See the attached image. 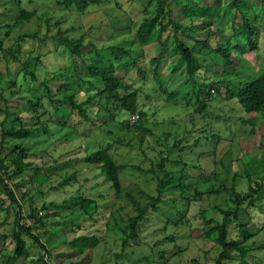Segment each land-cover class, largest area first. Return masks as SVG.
Listing matches in <instances>:
<instances>
[{"label": "rangeland", "instance_id": "obj_1", "mask_svg": "<svg viewBox=\"0 0 264 264\" xmlns=\"http://www.w3.org/2000/svg\"><path fill=\"white\" fill-rule=\"evenodd\" d=\"M160 2L164 3L165 12L170 0H101L84 10L75 6L66 8L58 0H0V149H3L0 155L9 164L10 171H15L18 152L24 149L28 154L21 166L25 172L10 182L20 201L22 214L29 213L30 204L37 209L38 215L57 213L54 217H44L45 225L38 230L40 241L49 251V256L43 260L51 264H192L193 260L197 264H215L214 258L220 248L216 234L209 229L223 221V212L232 213L236 209L235 197L227 191L232 187L244 198L239 204L237 222L254 232L253 237L243 243L249 250L245 261L264 264V196L258 206L248 208V202L254 196L245 175L246 172L264 179V113L253 118L233 104L229 96L216 98L220 93L215 90L212 93L215 100L203 96L208 104V116L202 118V109L194 105L197 94L189 100L186 96L177 99L171 96L188 80L185 63L174 52L173 37L169 32L165 34L166 49L156 44L142 46L136 39L135 25L155 15ZM207 2L213 6V0ZM240 2L241 10L254 20L252 39L258 45L255 50L244 48L241 55L238 50L230 51L231 69L234 70L229 76L239 75L241 81L254 78L261 68L264 69V5L256 0ZM174 9L176 16H180L179 9ZM227 19L239 25L242 16L237 10H229ZM215 21L212 16L195 19L194 28L200 32V38L210 36V40L215 41L219 29ZM59 37L82 40L84 51L90 48L88 42H93L97 48L119 44L131 52V57L137 60L136 66L129 70L119 69L118 73L127 85L139 89L138 110L144 114L140 119L146 134L122 125V122L133 123L137 119V114L128 116L123 112H118L116 119L104 127L113 132L112 137L105 130L87 136L77 132L80 136L72 137L66 130L55 133L59 116L48 121L47 134L37 131L27 101L29 92L43 95L46 86L54 90L62 85L60 79L50 80L55 70L68 68L73 73V58L57 44ZM180 38L188 43L184 35L180 34ZM234 40L232 30L226 29L219 35L218 43L225 47L229 42L232 46ZM245 46L242 42L241 47ZM195 54L201 57L200 64H208L206 70L201 68L196 72L197 84L192 90L199 94L203 84L222 81V75L228 73V69L221 63L211 64L213 54L202 56L198 50ZM27 61L30 64L26 65ZM75 61V76H87L81 60ZM29 73H34L36 78ZM160 75H163L162 80L156 83ZM72 86L82 89V86ZM218 89L225 93V88L220 86ZM77 98L83 101L87 95L82 91ZM21 125L35 130L21 139L9 135L12 129L18 130ZM203 131L211 137L196 144L195 137ZM176 142L179 147H185L183 151L178 147L180 164L173 163L177 149L168 153ZM108 143L112 144L110 153L116 162L128 165L120 176L118 196L109 190L110 185L103 181L97 166H87L81 160L85 148L93 151L95 145L105 147ZM161 157L169 177H164L163 183L168 185L159 193L163 184L159 186L156 178L163 173L158 172L156 176L151 167ZM73 172L76 177L72 185L56 188L63 177ZM42 175L46 179L41 182L38 177ZM22 193L26 195L25 200L21 198ZM127 194L140 206L154 203L158 197L159 202L155 209L149 208L141 222L137 239L140 244L121 253L119 227L124 228L127 216L135 213ZM74 197L97 199L105 209L103 215L113 216H109V226L95 223L88 229L91 223L81 222L82 216L72 213L75 208L67 207ZM42 204L47 206L46 211L41 210ZM14 218V206L4 204L0 211V264H8L7 258L11 255L10 233ZM57 219L67 222L68 226L55 227L53 223ZM34 221L33 218L29 223ZM78 223L80 227L75 225ZM44 227L49 229L46 234H43ZM237 227L236 224L230 228L232 238L237 236ZM88 233L98 235V245L94 249L73 251L69 242ZM24 239L28 248L25 264H43L41 248L28 237ZM235 258L225 263L237 264L239 259Z\"/></svg>", "mask_w": 264, "mask_h": 264}, {"label": "trees", "instance_id": "obj_2", "mask_svg": "<svg viewBox=\"0 0 264 264\" xmlns=\"http://www.w3.org/2000/svg\"><path fill=\"white\" fill-rule=\"evenodd\" d=\"M58 1L66 8L75 6L80 10H84L89 4H97L101 2V0ZM256 1L264 5V0ZM159 4L155 15L144 18L135 25L136 39L142 46L156 44L166 49L165 34L169 32V35L173 37L174 52H177L185 63L188 80L187 83L178 88L177 91H173L171 96L176 97V99L182 97L185 98L186 96L189 100L193 95L197 94L194 105L196 104L199 110L202 109L200 111L203 116L202 118L208 116V104L203 99V96L213 100L218 97L224 99L225 96H229V100L232 101L233 104L236 103L245 114L250 115L253 118L259 113L263 114L264 69L261 68L258 74L251 79L240 81L239 75L232 74V77L229 76L234 70L233 68L231 69L232 61L230 60V51H232V49L238 50L237 52L241 55V53L245 52L244 48L255 50L258 46L257 42L252 39L255 32V26L253 25L254 20L252 18L249 19L247 12L241 10L240 0H213V6L210 5L207 0H170L169 4H166L165 12H163L164 3L160 2ZM174 8L179 9L177 12L180 13V16H176ZM229 10H237L241 14L242 21L239 25H236L234 20L227 19V12ZM22 13L25 14L24 11ZM206 16H212V18H215V22L219 26L217 32L218 36H215L214 42L210 40V36L200 38V32L196 31V28H194L196 25L195 19H203ZM184 20L186 21L184 22ZM200 24L202 25L203 22ZM226 29L232 30L235 40L233 41L232 46L231 43L228 42L225 47H222L218 43L219 35H221ZM180 34L188 39V43L182 41ZM33 37H35V35H33ZM57 40V44L63 46L74 59L71 61V64L73 65V73H70L68 68L64 69V71L55 70L50 76V80L60 79L62 85L54 90L50 86H46L43 95H39L37 92L36 94L29 92L30 96H28L27 101L34 114L33 118H35L37 123V131H42L43 134H47L49 131L48 121L52 120L53 116H59L60 120L56 122V129H54V131H56L55 133H60L62 130H66L69 132V137H72L76 135L78 136L79 134L87 136L96 131L101 133V130H105L106 134L112 137L113 132L104 127L105 125H109L108 122H112L116 119L115 117L118 112H123L128 116L137 114V119L133 123L122 122V125L126 128H134L139 134H146L145 131L147 130L141 125L140 119L143 118L144 114L138 110L139 89L127 85L123 81L120 73H118L119 69L129 70L131 67L136 66L137 60L131 57V52L119 44L97 48V45L93 42H88L90 48L89 50L84 51L82 40H71L64 37H59ZM242 42H245V47H241ZM196 50H198L202 56L213 54L215 57L213 58V61H211V64L221 63L224 64L222 65L223 67L228 69V73H223L222 81L203 84V89L199 94L194 93L192 90V86L197 84L195 77L196 72L201 68L206 70L208 64H200L201 57L195 54ZM87 58L88 60H86ZM75 59H80L84 64L87 76H75V73H77V69L74 67L76 65L75 62H77ZM27 64H30V61H27L26 65ZM138 72H141L140 68H138ZM29 74L33 79L36 78L34 73ZM71 75L76 79L72 80ZM162 77L163 75H160L156 83L161 82ZM54 85H56V83ZM72 85L78 87L82 86V89H76ZM207 85L208 88L206 90L205 88ZM220 86L225 88L224 94L218 89ZM77 90H79L78 93ZM215 90H217V94L220 93V95L214 99L212 93L215 92ZM82 91L87 95V98L83 101L78 100L77 98ZM168 95H170V93ZM91 106L92 112L90 111ZM16 118L18 122H21L19 117ZM34 130V127L26 128L21 125L18 130L12 129L9 132V135L21 139L30 136ZM217 132L218 138L221 139V134L219 131ZM205 133L206 132L203 131L201 135L195 137L196 144L200 140H203V138L206 140L211 137V135H205ZM232 136L233 134H231L230 137ZM178 143L176 142L173 144L168 150V153L177 149V156L174 157L173 163L180 164L182 160L178 159ZM184 148V146L179 147V150L183 151ZM111 149V143H108L105 147L95 145V150L93 151L85 148V156L82 157L81 160L87 166H97L99 175L102 176L103 181L110 185L109 190L113 191L114 196H118L121 192L120 176L124 170L127 169L126 166L128 165L124 163L118 164L110 153ZM1 151H3V149H0V154L2 153ZM27 156L28 154L24 149L18 152V159L15 163L17 168L15 171H10L9 164L3 159H0V168L4 169L7 181V183H5L4 179L0 178V211L6 203L15 208V218L13 222L14 228L10 233L13 248L11 250V255L7 258V262L8 264H25L28 257V248L24 237H28L43 251L44 255L41 256L43 264H51L48 261L43 260L46 255L49 256V251L40 241L41 233L38 230L41 226L45 225L43 222L44 217L49 215L54 217L57 213L45 215L40 213L41 215H38L36 213L37 209H35V207L33 208L30 204L29 213L27 215L22 214L20 201L10 184L11 181L20 177V175L25 172V169L21 166ZM163 165L164 158L161 157L159 162L153 164L151 167V171H153L156 176H158V172L163 173V176L156 178L159 180V186L163 184L159 189V193L163 190V187L168 185L167 182L163 183L164 177H169V173L165 170ZM182 165H184V163H182ZM183 170H185V168H183ZM245 175L248 178L249 188L254 196V198L249 200L248 208L256 207L259 205L260 199L264 196V179H262V177L257 179L251 174H246V172ZM75 177L76 173L74 172L66 175L59 181L56 188H60L67 184L72 185ZM38 179L42 182L46 177L42 175L38 177ZM173 186L178 187V184L173 183ZM227 191L230 192V195L235 197V202L238 205L232 213L230 211H222L225 214L223 221L209 229L216 234V243L218 248H220L214 261L215 264H227L225 261L230 263L236 259L235 257H237V259H239L237 264H248L247 261H245V258L249 250L243 247V243L252 238L254 232L246 227V225L237 222L238 211L240 210L239 204L244 200L243 196L234 190L233 187L231 190ZM25 196L24 193L21 194L23 200H25ZM127 197L132 201L135 213L127 216V224L124 228L119 227V230L122 233L121 253L125 251L126 248L140 244L137 239H139L138 233L141 229V222L145 219L149 208L155 209L159 202L158 197L154 199V203H147L144 206H140L130 194H127ZM72 200V204L70 206L67 205V207L70 209L75 208L72 213L82 216L81 222L84 221L85 223H91L88 225V229H90L95 223L101 224L102 227H105L108 224L110 220L109 216L112 215H103L105 209H103L104 207L99 204L97 199L74 197ZM40 207L41 210H47V206L44 204ZM56 208H59V206L57 205ZM102 209L103 212H101ZM106 217L108 218L107 220H105ZM33 218L35 219L34 223L30 224L29 220ZM55 221L56 222L53 223V225L57 228L59 227V229L68 226V223L65 221L58 219ZM106 221L107 223H104ZM37 224L40 225L38 226ZM236 224L238 226L237 236L236 238H232V231H230V228ZM75 225L80 227L81 224L78 223ZM48 231L49 229L44 227L43 234H46ZM131 240L132 243H130ZM99 241L97 234L88 233L87 235L82 234L74 237L69 243L72 246L73 251L81 252L85 249H94ZM124 253L127 254V252ZM120 254L117 255V257H119ZM192 264H197V262L193 260Z\"/></svg>", "mask_w": 264, "mask_h": 264}, {"label": "built area", "instance_id": "obj_3", "mask_svg": "<svg viewBox=\"0 0 264 264\" xmlns=\"http://www.w3.org/2000/svg\"><path fill=\"white\" fill-rule=\"evenodd\" d=\"M0 159H1V155H0ZM0 178L4 179L5 183H7L6 178H5L4 169L2 168H0Z\"/></svg>", "mask_w": 264, "mask_h": 264}]
</instances>
